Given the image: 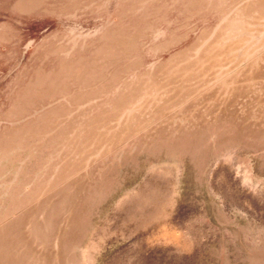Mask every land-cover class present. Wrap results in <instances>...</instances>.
Here are the masks:
<instances>
[{
  "label": "rangeland",
  "instance_id": "rangeland-1",
  "mask_svg": "<svg viewBox=\"0 0 264 264\" xmlns=\"http://www.w3.org/2000/svg\"><path fill=\"white\" fill-rule=\"evenodd\" d=\"M0 264H264V0H0Z\"/></svg>",
  "mask_w": 264,
  "mask_h": 264
}]
</instances>
